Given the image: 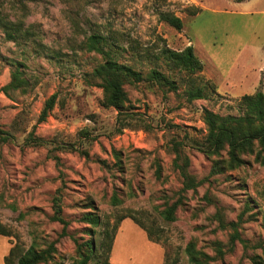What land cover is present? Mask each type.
Listing matches in <instances>:
<instances>
[{
    "label": "rangeland",
    "instance_id": "obj_1",
    "mask_svg": "<svg viewBox=\"0 0 264 264\" xmlns=\"http://www.w3.org/2000/svg\"><path fill=\"white\" fill-rule=\"evenodd\" d=\"M167 11L182 18V30L160 19ZM3 23L18 29L16 40ZM93 32L145 77L125 84L120 114L105 105L93 73L107 55L83 46ZM189 35L208 66L236 55L237 42L250 52L254 39H264V0H0V224L11 234H0V264L15 243L25 250L34 239L42 248L55 244V264H72L92 238L81 218L93 204L103 220L132 214L161 238L150 241L128 218L133 225L124 224L112 264H163L165 252L171 264H192L190 242L208 255L205 264H264V163L245 153L232 168L198 149L208 131L205 109L236 115L240 98L212 83L205 98L189 99L187 90L205 77L162 57L164 47L188 46ZM152 68L178 87L149 80ZM183 172L197 186L185 188ZM56 196L66 225L53 218ZM176 201L168 221L161 212ZM94 228L99 244L103 226Z\"/></svg>",
    "mask_w": 264,
    "mask_h": 264
},
{
    "label": "trees",
    "instance_id": "obj_2",
    "mask_svg": "<svg viewBox=\"0 0 264 264\" xmlns=\"http://www.w3.org/2000/svg\"><path fill=\"white\" fill-rule=\"evenodd\" d=\"M241 1V0H240ZM161 20L167 22L177 30H182L184 23L180 16L173 12H162L159 14ZM5 27L6 37L10 40H16L18 37V29L13 28L11 23H3ZM108 38L100 32H93L87 36L83 43L89 51H95L100 54L107 55L104 62L94 68V75L100 79V86L103 88L106 106H112L122 113L126 103L128 102V93L125 84L142 81L145 77L141 70L120 61L113 57L110 50H106ZM113 44H116L115 42ZM162 57L165 58L170 68L185 70L191 75L199 79L203 71V63L197 56L192 45L186 46L182 50H174L169 47L162 48ZM1 73V70H0ZM203 77V76H202ZM201 77V78H202ZM147 78L156 81L162 85H167L170 89L178 87L177 80L171 78L158 68H152L148 72ZM19 79L18 73H14V84ZM205 78H202L204 81ZM213 84L205 79L202 86H194L187 90V97L191 100L205 98L206 90L213 89ZM56 94H53L48 100L42 117L46 116L47 110L53 106ZM239 114H220L211 109H205L204 121L207 125V134L203 141L198 145L206 156H218L220 160L227 162L228 166L236 168L245 162L242 157L245 153L255 154V159L264 163V92L257 91L251 94H244L239 100ZM4 135V132H0ZM4 137V136H3ZM227 156L226 159L223 157ZM219 164H217L218 167ZM184 171V170H183ZM185 188H194L197 182L190 178L188 174L183 172ZM180 202L176 201L170 206L162 210V216L168 220L175 219V212ZM55 210L54 219L60 221L64 225L67 220L63 217V207L60 196H56L53 201ZM93 210L83 214L81 220L91 224L93 227L89 229L92 236L85 243V248L79 251L78 259L72 264H89L92 260L95 264H112L111 252L114 240L121 222L126 218H131L137 225L147 233L150 241L160 242V236H155L154 232L132 214L121 215L111 223L103 220L98 209L94 204L91 206ZM264 225V219H263ZM102 238L99 244L95 240L96 230L94 227H102ZM0 234L11 235L3 225L0 224ZM186 253L192 264H205L208 255L196 248L193 242L186 247ZM56 246L50 243L46 247H39L36 239L25 250L15 243L5 255V264H55ZM170 255L165 252L163 264H171Z\"/></svg>",
    "mask_w": 264,
    "mask_h": 264
},
{
    "label": "crops",
    "instance_id": "obj_3",
    "mask_svg": "<svg viewBox=\"0 0 264 264\" xmlns=\"http://www.w3.org/2000/svg\"><path fill=\"white\" fill-rule=\"evenodd\" d=\"M240 2L242 3L244 2V0ZM189 38L190 40L188 41L187 45H192L196 52V43L194 42V37H192V35H189ZM232 42L235 43V38L234 40H232ZM253 44L254 45H252L251 47H255H253L250 52L246 53L244 52V50L247 44H244V46H242V42H237L236 47L239 48V50L236 55L232 53V55H228L227 58H225L224 54H221V57H219L217 60L218 62L214 63L215 66L213 65V67L208 66L205 63V59H201L197 55L203 63L202 75L206 80H209L211 83L215 84L217 93L221 95H229L230 97L241 98L244 93H255L258 89L264 91V39H254ZM239 59H244L247 63L245 64L242 62V65L239 68L236 66V68L233 69L232 67L234 62L239 61ZM253 59H257L256 64L253 66H249L248 62ZM229 61H231L229 68L226 69L225 66ZM126 223L133 225L132 222L128 220V218L122 221L114 240L111 256L114 252V249H116L121 243L122 238L124 241L125 237L123 236V227Z\"/></svg>",
    "mask_w": 264,
    "mask_h": 264
}]
</instances>
